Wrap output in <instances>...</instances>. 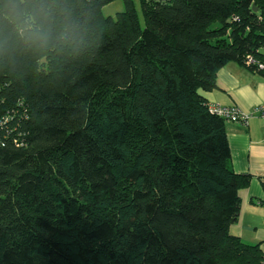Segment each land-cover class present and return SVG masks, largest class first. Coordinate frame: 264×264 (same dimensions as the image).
<instances>
[{
	"label": "trees",
	"instance_id": "16d2710c",
	"mask_svg": "<svg viewBox=\"0 0 264 264\" xmlns=\"http://www.w3.org/2000/svg\"><path fill=\"white\" fill-rule=\"evenodd\" d=\"M111 1L0 0V264H264L200 94L264 75V0Z\"/></svg>",
	"mask_w": 264,
	"mask_h": 264
},
{
	"label": "crops",
	"instance_id": "0c3cea01",
	"mask_svg": "<svg viewBox=\"0 0 264 264\" xmlns=\"http://www.w3.org/2000/svg\"><path fill=\"white\" fill-rule=\"evenodd\" d=\"M216 85L200 90L208 104L236 107L251 114L245 125L226 121L229 165L248 182L238 191L241 208L230 232L264 247V118L253 110L264 104V75L243 64L228 62L215 75Z\"/></svg>",
	"mask_w": 264,
	"mask_h": 264
},
{
	"label": "built area",
	"instance_id": "2783aa9c",
	"mask_svg": "<svg viewBox=\"0 0 264 264\" xmlns=\"http://www.w3.org/2000/svg\"><path fill=\"white\" fill-rule=\"evenodd\" d=\"M209 108L213 113L224 117L227 121L237 122L243 125L247 123V119L251 115L241 111L236 107H225L217 104H209ZM252 113H257L262 118H264V104L257 106Z\"/></svg>",
	"mask_w": 264,
	"mask_h": 264
},
{
	"label": "rangeland",
	"instance_id": "374dc122",
	"mask_svg": "<svg viewBox=\"0 0 264 264\" xmlns=\"http://www.w3.org/2000/svg\"><path fill=\"white\" fill-rule=\"evenodd\" d=\"M132 3L136 11L138 20L140 24L143 25V17H142V11H141L139 0H132ZM123 10H124L123 0H112L111 2L107 3L106 5L102 7L101 12L103 16H110L112 18H115L117 13ZM136 133H137V130L135 128H132L129 134L131 140L136 139L135 137ZM129 142L131 143V141Z\"/></svg>",
	"mask_w": 264,
	"mask_h": 264
},
{
	"label": "clouds",
	"instance_id": "9594fccd",
	"mask_svg": "<svg viewBox=\"0 0 264 264\" xmlns=\"http://www.w3.org/2000/svg\"><path fill=\"white\" fill-rule=\"evenodd\" d=\"M19 31L21 32L22 36L27 33V39L33 42H45L47 39L43 32L42 26L37 24L34 14L27 15Z\"/></svg>",
	"mask_w": 264,
	"mask_h": 264
}]
</instances>
